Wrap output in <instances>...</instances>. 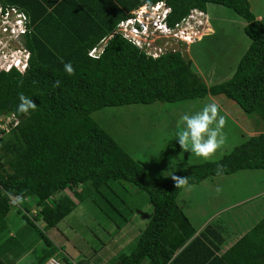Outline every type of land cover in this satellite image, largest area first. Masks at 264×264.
<instances>
[{"label":"trees","instance_id":"16d2710c","mask_svg":"<svg viewBox=\"0 0 264 264\" xmlns=\"http://www.w3.org/2000/svg\"><path fill=\"white\" fill-rule=\"evenodd\" d=\"M44 1L46 5L41 0H0L3 6H19L29 16V29L22 34L28 51L26 66L0 68V112L19 118L0 137V264L12 263L8 252L32 228L45 241L33 264H45L62 248L12 203L10 194L33 198L41 206L36 218L41 217L47 226H55L87 196L100 205L101 199L109 201L127 217L121 207L127 205L126 198L119 203L104 193L113 189L112 180L145 190L154 207L135 247L112 264H264V217L218 255L220 244L215 238L207 233L195 235L196 227L178 202L183 187L177 188L172 178L189 177L188 183H199L209 176L264 169V23L252 12L249 0H165L171 6L169 23L192 8L205 11L209 2L231 8L245 21L249 45L232 75L217 83H207L180 49L150 55L118 32L107 38L98 57L87 54L132 8L157 0ZM68 62L74 75L65 71ZM57 81L59 86L54 87ZM21 93L37 104L35 111L17 110ZM209 94H224L245 112L258 115L261 132L248 136L218 160L195 162L170 174H151L92 116L102 106ZM218 166H222L219 175ZM120 186L124 188L123 183ZM30 204L34 202L23 200V206L30 208ZM14 206L25 219L24 230L7 220ZM211 230L214 233L209 226L207 231ZM62 257L71 261L67 255ZM78 262L85 264V259Z\"/></svg>","mask_w":264,"mask_h":264},{"label":"rangeland","instance_id":"374dc122","mask_svg":"<svg viewBox=\"0 0 264 264\" xmlns=\"http://www.w3.org/2000/svg\"><path fill=\"white\" fill-rule=\"evenodd\" d=\"M249 2L252 12L264 23V0ZM193 16L195 19L191 20L192 28L201 25V34L208 32L205 29L208 27L214 33L193 43L185 40L179 42L180 40L176 41L172 37L167 39L174 45L177 44L209 83L229 78L250 42L243 29L245 21L231 8L215 2L206 4L204 14L195 12ZM1 25L3 24L0 23V67H4L17 56L24 60L25 51L22 36H11L8 30H2ZM162 40L163 38L160 39ZM210 73L212 74L208 79ZM213 101L221 106V114L227 117V124L223 129L227 140L214 156L205 159L182 149L176 138L179 130L177 125L184 114H194ZM92 116L154 175L170 174L195 162L220 159L247 139L237 123L247 129H254L255 120H259L258 115L245 112L237 102L224 94H209L179 101L155 100L102 106L94 110ZM120 183L124 184V188ZM110 185L113 189L104 193L108 192L119 203L120 198H126L127 205L122 204L121 207L128 212V218L125 212L123 215L113 209L109 201L101 199L100 205L88 196L79 201L76 209L55 226H47L41 217L38 218L37 226L55 244L67 251H57V255H67L77 261L84 258L85 264H112L120 254L130 252L135 247L141 230L154 212L153 204L146 191L131 182L112 180ZM217 187L221 189L219 192L216 191ZM259 187H264V169H246L231 175L209 176L199 183H188L183 186L178 201L198 225L205 214L221 209L226 203L233 201L237 194L246 197L259 191ZM62 193L64 191L56 196ZM71 194L77 197L72 191ZM27 202L36 204L31 197ZM8 219L15 229H25V219L17 207L12 208ZM15 233L17 234L16 231L13 232ZM26 234L8 252L11 264H33L36 255L43 251L45 241L42 233L32 228Z\"/></svg>","mask_w":264,"mask_h":264},{"label":"built area","instance_id":"2783aa9c","mask_svg":"<svg viewBox=\"0 0 264 264\" xmlns=\"http://www.w3.org/2000/svg\"><path fill=\"white\" fill-rule=\"evenodd\" d=\"M171 11V6L165 0H157L155 2H143L132 8L129 14L117 21L115 27L106 36H103L95 45L90 47L87 54L91 57H98L103 50L105 41L112 34L118 32L126 39L130 40L145 53L157 56L166 51H174L179 49L168 40V37L176 39V41L188 43L202 36L201 25H196L197 28L191 27V20L195 17V12L204 14L205 12L199 8H192L187 15L174 21L168 22V15ZM0 23L3 24V31L8 30L12 36L15 34L21 35L29 29V16L27 13L15 4L3 6L0 3ZM190 25V26H189ZM200 30V31H199ZM195 33V34H192ZM163 38L162 41L160 39ZM26 52L25 47H23ZM20 59L18 56L12 62H8L4 68L11 65H17ZM2 68V67H0ZM19 121V118L12 112H0V137L8 132ZM19 194H11V201ZM30 197L24 196V200H29ZM25 213H27L35 222L38 223L36 215L39 213L41 206L39 204H30V208L23 206V203L17 205ZM45 264H80L77 260L71 258L67 261L62 256L53 255Z\"/></svg>","mask_w":264,"mask_h":264},{"label":"clouds","instance_id":"9594fccd","mask_svg":"<svg viewBox=\"0 0 264 264\" xmlns=\"http://www.w3.org/2000/svg\"><path fill=\"white\" fill-rule=\"evenodd\" d=\"M205 12V11H204ZM199 39V38H198ZM197 40V39H195ZM194 40V41H195ZM192 41L191 43H193ZM25 59L21 58L17 67L24 68L26 66L28 51L24 52ZM65 71L68 75H74L75 69L71 62L65 63ZM59 86V81L56 82L54 87ZM19 104L17 110L21 113L27 114L30 111H35L37 104L32 98L25 96L23 93L19 94ZM220 105L213 101L207 103L203 108L194 114H184L178 122V131L176 138L182 149L187 152L195 153L198 157L209 159L221 149L227 140L226 134L223 132L227 124L226 115H222L220 111ZM222 173V166H218L217 174ZM173 180L176 182L177 188L183 187L188 184L189 177L173 176ZM221 189L216 188L219 192ZM11 196V194H10ZM14 205H20L23 203V196H16L12 199ZM46 222V221H45Z\"/></svg>","mask_w":264,"mask_h":264},{"label":"crops","instance_id":"0c3cea01","mask_svg":"<svg viewBox=\"0 0 264 264\" xmlns=\"http://www.w3.org/2000/svg\"><path fill=\"white\" fill-rule=\"evenodd\" d=\"M41 1L46 5L44 0ZM59 1L60 0H55L54 4ZM205 29L208 30V32L203 31L206 33L202 34V37L195 41H201L204 36L214 33V31L211 32L209 27ZM211 74L212 73L208 75V79H210ZM204 80L209 83V80ZM255 123L256 125L254 129H247L243 125H239V122L237 124L238 127L244 131V136L248 137L261 132L262 124L260 121L255 120ZM234 198L235 199L233 201L226 203V205L221 209H217L213 213H209L207 215L205 214L204 218L200 220L198 225L194 223L191 215L183 209L196 227L195 235L202 233L203 236V233H207L210 238L213 237L215 238L214 240L219 242L220 249L216 251L218 255L224 253L228 248L234 245L264 217V187H259V191L252 195L241 197L237 194ZM234 212L236 215H234ZM209 226L214 228V233L212 230L209 232L207 231ZM218 233H220L221 236H219ZM203 238H206V235ZM61 250L64 251L65 249L61 248ZM65 252L67 251L65 250Z\"/></svg>","mask_w":264,"mask_h":264}]
</instances>
